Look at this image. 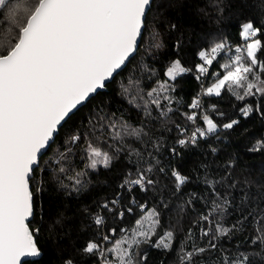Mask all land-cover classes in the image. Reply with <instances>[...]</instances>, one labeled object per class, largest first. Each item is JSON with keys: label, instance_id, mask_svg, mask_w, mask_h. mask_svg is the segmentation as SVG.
<instances>
[{"label": "snow or ice", "instance_id": "obj_1", "mask_svg": "<svg viewBox=\"0 0 264 264\" xmlns=\"http://www.w3.org/2000/svg\"><path fill=\"white\" fill-rule=\"evenodd\" d=\"M151 4L152 0H35L29 6V0H16L15 3L0 0V11L7 8L15 25L9 30L14 35L0 37V264H21V257L41 255L34 239L39 229L30 230L28 223L36 212V195L43 191L42 186L32 190L40 159L55 142L63 125L134 58ZM19 13L25 14L23 23L17 21ZM240 36L244 43L234 50L224 40L198 52L201 61L195 65L198 80L209 74L218 54L226 48L234 54L220 65L223 75L211 73L215 82L193 97L188 105L190 111L183 114L195 125L191 134L179 123L175 125L181 134L176 140L180 147L189 143L195 145L198 140L216 134L220 128L232 130L240 123L232 119L219 125L208 114L209 110L221 117L225 114L217 112L214 104L205 109L203 96L221 97L227 92L236 101L243 102L239 111L244 118L254 112L264 118L262 30L248 21L241 26ZM189 71L191 69L175 59L166 67L165 79L157 80L156 86L146 93L138 81L132 80L122 91L129 104L142 109L146 116L152 115L154 107L160 117L167 118L174 111L171 107L174 99L171 93L175 91L172 82ZM257 96L261 101L255 106L246 102ZM89 123V129L69 136L66 150L46 161L45 168L41 169L49 171L50 165L53 178L62 188L72 192H80L88 183L83 179L86 170L110 168L121 152L144 161L142 152L133 146L137 141L144 143L149 135L143 126L134 127L114 113L111 117L98 114ZM75 148H79L84 163V169L78 172L73 168ZM259 150L260 147L249 149ZM170 151L180 154L175 148ZM212 151L215 153L216 149ZM148 156L152 157V153L148 152ZM145 163L146 167H137L134 176L130 172L119 187L128 191L134 186L141 191L154 187L157 183L151 177L154 166L150 159ZM159 171L165 169L160 167ZM171 175L177 191L188 182V177L175 168ZM40 183L42 185V178ZM205 183L211 195L207 211L200 215L199 221L207 222L210 227H201L200 231L202 237L211 239L206 246L193 243L190 249L180 248V264H195L204 253L218 248L215 241L219 237H229L249 219L257 233L250 240V250L240 251L238 247L235 255L223 252L220 264H264V209L248 211L237 224L226 227L221 220L227 214L230 201L216 190L215 184L219 182L206 180ZM261 197L264 193L245 194V200L250 202L259 201ZM121 199V194L117 193L115 198L99 205L100 211L93 214L92 223L97 229L94 235H100L101 231L104 234L100 235V242L88 240L82 248L83 254L95 256L99 264H146L145 245L171 251L175 239L171 229L153 242L161 227L158 209L149 208L135 198L125 208L121 206ZM134 208H139L142 215L131 228H120L121 235L116 238L117 229L107 224L103 213L108 212L123 221L126 213L132 214ZM197 223L193 221L194 225ZM192 237L193 231L189 228L186 239L192 240ZM64 264H75V261L68 257Z\"/></svg>", "mask_w": 264, "mask_h": 264}, {"label": "trees", "instance_id": "obj_2", "mask_svg": "<svg viewBox=\"0 0 264 264\" xmlns=\"http://www.w3.org/2000/svg\"><path fill=\"white\" fill-rule=\"evenodd\" d=\"M34 2L29 0V6ZM24 16V13H19L17 21L23 23ZM248 21L261 28V39L264 40V0H152L140 47L134 58L107 84L105 91L92 97L63 125L55 142L40 159V168L33 177L32 190L42 186L43 191L36 195V212L29 226L34 232L39 229L34 239L41 256L37 261L24 264H64L68 257L75 264H99L95 256L82 252L88 240L100 242V235H94L97 229L92 223L93 214L100 211L99 205L105 200L110 201L117 193L123 196L125 189L119 185L130 172L134 176L137 167H146L145 162L149 159L155 169L151 177L157 181L156 185L150 186L147 191H141L140 188L131 191L125 198V206H130L135 198L149 208L158 209L161 227L157 236L153 237V242L168 229L174 232L175 239L171 251L145 245L144 250L148 253L146 264H180V248L190 249L193 243L198 246L208 245L211 237H202L200 230L201 227L210 226L207 222L199 221L200 215L207 211L211 195L206 180L219 182L215 184L216 190L230 201L227 214L221 220L224 226L237 224L242 214L247 216L248 211L264 209V197L259 201L245 200L246 193L250 192L253 196L264 193V118L255 112L244 118L239 111L243 102L236 101L227 92L221 97L203 96L205 109L214 104L217 112L225 114L221 117L209 110L208 114L219 125L232 119H238L240 123L232 130L220 128L215 135L198 140L195 145L190 143L180 147L176 144L181 134L175 125L179 123L187 129L193 125L183 114L190 111L188 105L193 97L202 93L203 87L215 82L211 73L219 71L223 75L219 67L227 62L226 57L219 58L210 67L208 78L204 80L203 76L198 80L195 70V65L201 63L198 52L220 41H241V26ZM14 27L8 9L0 11V37L14 35L9 31ZM157 43L159 47H155ZM175 59H179L191 71L172 82L175 86V91L171 93L174 98L171 107L174 111L167 118H162L154 107L152 115L146 116L142 109L131 106L123 94V87H128L130 80L138 81L146 93L156 86L157 80L165 79L163 73ZM260 101L261 97L257 96L248 98L246 102L255 106ZM113 113L134 127L143 126L149 133L144 143L137 141L133 144L142 152L144 161L138 160L135 155L128 157L121 152L110 168L86 170L87 175L83 179L88 183L78 193L62 188L53 178L50 165L49 171H41L46 161L66 150L69 136L89 129V121L96 115L111 117ZM96 134L99 135V132ZM254 147H260L261 150L249 151ZM172 148L180 154L174 155L170 151ZM213 148L216 149L215 153ZM75 152L73 168L78 172L84 169V163L79 148H75ZM148 152L152 153V157L148 156ZM160 167L165 171L160 172ZM173 168L188 177V182L179 191L171 175ZM106 214L103 213L104 216ZM141 215L139 208H134L130 215L126 213L123 221L109 214L107 224L117 229L116 238H119L120 228H131ZM193 221L198 223L194 225ZM189 228L193 231L192 240L186 239ZM256 234L251 219L244 221L243 227L229 237H219L215 241L218 248L204 253L202 258L196 259L195 264H220L223 252L235 255L238 247L240 251H248L250 240Z\"/></svg>", "mask_w": 264, "mask_h": 264}, {"label": "built area", "instance_id": "obj_3", "mask_svg": "<svg viewBox=\"0 0 264 264\" xmlns=\"http://www.w3.org/2000/svg\"><path fill=\"white\" fill-rule=\"evenodd\" d=\"M243 40H241V41H239V42H227V44H228V46L232 49V50H234L237 46H242L243 45ZM232 54H234V52H229L228 51V48H226L225 50H224V52H222V53H220V54H218V57H217V60L219 59V58H223V57H226L227 59H228V56L229 55H232ZM219 70H221L222 72H223V70L219 67ZM210 72V71H209ZM215 73H219L220 74V72L219 71H214ZM213 72V73H214ZM208 78V75H206V76H204V80L205 79H207ZM211 78H214V76H212ZM203 89H204V87L202 88V91H203ZM194 127H195V125H192L189 129H188V134L190 135L191 134V131L194 129ZM215 135V134H214ZM210 136H212V135H210ZM190 144V143H189ZM189 144H187V145H189ZM137 188H139L138 186H134L133 187V189H132V191L134 190V189H137ZM130 192L131 191H128L126 188H125V192H124V195L123 196H121L122 197V199H121V206H123V207H128V206H125V198H126V196L128 195V194H130ZM119 210V209H118ZM109 214L110 213H108L107 212V214L105 215V217L108 219V217H109ZM104 233H103V231H101V234L100 235H103Z\"/></svg>", "mask_w": 264, "mask_h": 264}, {"label": "water", "instance_id": "obj_4", "mask_svg": "<svg viewBox=\"0 0 264 264\" xmlns=\"http://www.w3.org/2000/svg\"><path fill=\"white\" fill-rule=\"evenodd\" d=\"M143 30H144V29H143ZM142 34H143V33H142ZM141 37H142V36L138 37V47H140V46H139V43H140ZM138 47H137V49H138ZM136 52H137V50H136ZM136 52H135V54H136ZM135 54H134V55H135ZM124 68H125V67H123V69H124ZM123 69H122V70H123ZM122 70H121V71H122ZM112 80H113V79H110V81H108L107 84H109ZM107 84H106V86H107ZM105 90H106V87H105L104 89H102V90H98V93H99V92H102V91H105ZM95 95H96V94H94V96H95ZM94 96H93V97H94ZM80 108H81V107H80ZM47 150H48V149H47ZM45 153H46V152H45ZM32 218H33V217L30 218L29 222L32 220ZM29 222H28V223H29ZM35 242H36V241H35ZM40 256H41V255H40ZM40 256H39V257H27V256H26V257H21V264H24L25 262H30V261H37V260L40 258Z\"/></svg>", "mask_w": 264, "mask_h": 264}]
</instances>
